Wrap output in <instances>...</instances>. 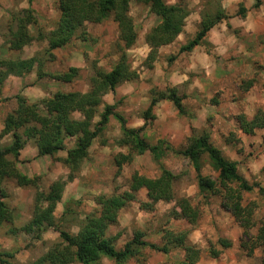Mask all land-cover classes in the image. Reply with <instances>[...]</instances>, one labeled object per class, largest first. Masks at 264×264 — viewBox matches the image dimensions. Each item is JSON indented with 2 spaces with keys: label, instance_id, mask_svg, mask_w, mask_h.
Returning a JSON list of instances; mask_svg holds the SVG:
<instances>
[{
  "label": "clouds",
  "instance_id": "9594fccd",
  "mask_svg": "<svg viewBox=\"0 0 264 264\" xmlns=\"http://www.w3.org/2000/svg\"><path fill=\"white\" fill-rule=\"evenodd\" d=\"M0 211V264H264V0H0Z\"/></svg>",
  "mask_w": 264,
  "mask_h": 264
},
{
  "label": "trees",
  "instance_id": "16d2710c",
  "mask_svg": "<svg viewBox=\"0 0 264 264\" xmlns=\"http://www.w3.org/2000/svg\"><path fill=\"white\" fill-rule=\"evenodd\" d=\"M74 2L79 3V2H81V0H74ZM109 2H110V0H102V5L106 7ZM53 75L56 76V77H59L60 73H56V74H53ZM67 78L70 79L71 77L68 76ZM57 107H61V106H57ZM202 150H203L202 149V142L201 141H196L195 144H194V148H193L194 153L195 152H200ZM155 151L157 152V154H159V149H156ZM213 163L216 164L217 167H219L221 165L224 167V169H225L224 178H230V177L234 178V176H235V165L223 164L222 161H220V162L213 161ZM0 215H3L2 211H0ZM190 215H192V214H190ZM85 247H87L89 251L95 252V249L91 245H86ZM57 259H58L57 254L54 253L53 254L54 264H56ZM59 264H67V261L65 259H63V258H59Z\"/></svg>",
  "mask_w": 264,
  "mask_h": 264
},
{
  "label": "crops",
  "instance_id": "0c3cea01",
  "mask_svg": "<svg viewBox=\"0 0 264 264\" xmlns=\"http://www.w3.org/2000/svg\"><path fill=\"white\" fill-rule=\"evenodd\" d=\"M54 74H56V73H54Z\"/></svg>",
  "mask_w": 264,
  "mask_h": 264
}]
</instances>
